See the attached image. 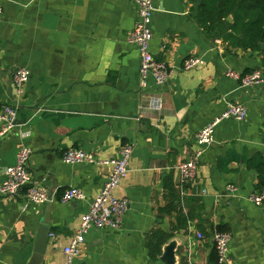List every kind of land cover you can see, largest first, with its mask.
<instances>
[{
  "label": "crops",
  "instance_id": "0c3cea01",
  "mask_svg": "<svg viewBox=\"0 0 264 264\" xmlns=\"http://www.w3.org/2000/svg\"><path fill=\"white\" fill-rule=\"evenodd\" d=\"M155 5L151 50L172 71L160 85L152 75L142 84L140 53L128 40L138 20L134 0L3 2L0 107L14 105L17 117L0 143V183L20 148H31L34 181L53 198L48 215L55 238L48 236L43 263H64L63 247L111 172L110 165L67 163L64 152L81 148L109 160L130 144L129 173L115 190L130 200L123 225L90 228L74 264H165L150 258L146 246L147 233L159 226L175 228L167 243L176 242V264H217V231L231 233L234 264H264V206L250 200L261 186L249 165L256 154L264 156V80L243 86L226 76L229 68L263 69L261 60L256 52L226 51L207 36L191 14V0H155ZM191 55L203 63L185 70ZM19 67L31 71L22 95L14 84L9 90ZM232 103L244 105L247 117L216 125L197 178L181 188L179 164L193 156L199 131ZM167 180L179 191L183 212L194 217L186 228L178 227L176 213L158 218ZM71 187L87 199L63 202ZM47 207L30 203L25 192L0 195V264H31Z\"/></svg>",
  "mask_w": 264,
  "mask_h": 264
},
{
  "label": "built area",
  "instance_id": "2783aa9c",
  "mask_svg": "<svg viewBox=\"0 0 264 264\" xmlns=\"http://www.w3.org/2000/svg\"><path fill=\"white\" fill-rule=\"evenodd\" d=\"M0 0V15L3 13V2ZM31 2L35 0H30ZM138 20L128 40L136 45L140 53V77L142 84L146 83L149 75H152L157 84H164L171 77L172 71L169 64L164 60L157 59L152 50L153 40V17L157 10L155 0H134ZM218 44L220 39L215 40ZM203 63L199 56H188L183 62V68L189 70ZM31 71L26 67H19L14 71L13 84L18 94L25 92V86L29 81ZM226 76L239 81L243 86H252L264 80L263 69L241 73L233 68L226 71ZM17 117L16 107L12 104H4L0 107V139L7 136L15 127ZM247 117V108L238 103L229 104L223 113L212 122L204 126L196 137V148L193 156L178 166L179 185L181 188L193 182L198 175L199 158L203 152L214 143L216 125L223 119L244 120ZM133 146L124 144L120 148L119 157L109 160H100L93 151L81 148H70L63 154V160L67 163L88 162L98 165H110L111 172L105 181L101 192L93 198L88 211L82 216L78 230L73 234L70 241L63 247L65 261L62 264H74V260L80 255L85 243V234L90 228L119 230L124 221V215L130 206V200L116 195L115 190L123 182L129 173L130 159L133 154ZM32 150L28 146L20 148L17 162L7 168L5 178L0 183V195L4 197L17 196L25 192L27 200L32 204H44L53 198L48 190L41 184L36 183L30 170ZM229 191H235L234 185L227 187ZM184 193V192H182ZM87 199L86 193L71 187L64 191L61 196L63 202ZM250 200L257 206H264V186L257 192H252ZM203 237L201 232L197 233ZM55 238V234H49ZM214 246L217 253V264H234L229 255V244L232 238L230 232L217 231L214 235ZM50 264V263H43Z\"/></svg>",
  "mask_w": 264,
  "mask_h": 264
},
{
  "label": "trees",
  "instance_id": "16d2710c",
  "mask_svg": "<svg viewBox=\"0 0 264 264\" xmlns=\"http://www.w3.org/2000/svg\"><path fill=\"white\" fill-rule=\"evenodd\" d=\"M191 14L207 36L220 39L226 51L256 52L264 72V0H191ZM232 17V20L229 18ZM248 69L245 73L251 72ZM249 165L258 171L259 186H264V156L256 154ZM166 204L159 209V219L176 213L179 228H186L193 215L184 213L180 194L171 181L165 183ZM175 228L167 231L160 226L146 235L148 254L159 259L163 246L173 237Z\"/></svg>",
  "mask_w": 264,
  "mask_h": 264
},
{
  "label": "water",
  "instance_id": "95a60500",
  "mask_svg": "<svg viewBox=\"0 0 264 264\" xmlns=\"http://www.w3.org/2000/svg\"><path fill=\"white\" fill-rule=\"evenodd\" d=\"M229 20H232V17H230ZM0 73L4 74L5 72H3L0 68ZM12 84H13V78L11 77V80L9 81L10 92L12 91ZM1 140L2 139H0V143H1ZM47 204H48V207L46 208L47 213L45 212L43 220L38 230V235H37V239H36L35 247H34V256H33L31 264H43L44 256L47 252L48 236L50 233L49 215H48L50 211L49 202H47ZM160 258L165 264H176V261H177L176 242L172 241V242L166 243L163 246V252Z\"/></svg>",
  "mask_w": 264,
  "mask_h": 264
}]
</instances>
